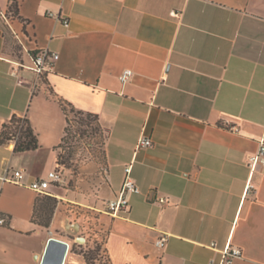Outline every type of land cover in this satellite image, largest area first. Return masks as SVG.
<instances>
[{"label":"crops","instance_id":"crops-1","mask_svg":"<svg viewBox=\"0 0 264 264\" xmlns=\"http://www.w3.org/2000/svg\"><path fill=\"white\" fill-rule=\"evenodd\" d=\"M15 1L11 17L0 0V130L12 115L26 117L38 147L0 144V264H40L49 237L68 243L62 264H86L80 248L99 241L110 264L216 263L228 243L241 251L230 264H264V165L251 173L247 164L264 129V0ZM40 50L57 55L40 79L12 73L15 60L29 65ZM125 68L132 76L121 83ZM48 87L97 114L106 133L95 192L28 186L56 167L66 126ZM141 136L151 145L137 149ZM128 165L138 192L114 217L102 201ZM15 170L21 183L3 180ZM46 196L57 204L42 223L35 213Z\"/></svg>","mask_w":264,"mask_h":264},{"label":"rangeland","instance_id":"rangeland-1","mask_svg":"<svg viewBox=\"0 0 264 264\" xmlns=\"http://www.w3.org/2000/svg\"><path fill=\"white\" fill-rule=\"evenodd\" d=\"M11 50L14 55H18V44L15 40L11 44ZM67 114L68 137L61 143V146L58 147L56 155V164H58V166H56L55 170L56 172L60 171L61 175L60 179L54 183L72 190L84 191L89 188L95 192L98 183L103 182L105 176L106 163L102 152L103 146L100 142L105 138L106 133L99 130L93 133L89 127L79 124L78 115H74L71 112H67ZM90 125L93 127L95 123L91 122ZM79 127L87 129L83 136H79V131L74 132ZM105 202L106 201H102L104 205ZM56 204L57 201L54 203L53 208H55ZM43 206L44 203H41L40 209L43 208ZM63 206V210L66 214H76L85 222L91 220L93 216L90 211L81 206L72 203H63ZM41 212L37 211V213H35V219L45 223L48 221L49 214L52 213L47 209ZM74 249L77 251L79 250L77 247H74ZM100 254L103 255L102 262L107 259L103 251L100 252Z\"/></svg>","mask_w":264,"mask_h":264},{"label":"built area","instance_id":"built-area-1","mask_svg":"<svg viewBox=\"0 0 264 264\" xmlns=\"http://www.w3.org/2000/svg\"><path fill=\"white\" fill-rule=\"evenodd\" d=\"M0 16L5 18V15L2 11H0ZM63 23L67 24V20H63ZM29 56L31 60L30 65H25L16 60L14 61L16 67L12 71L13 74L16 73L18 67H22L31 70L36 75L37 79H40L44 75V73L47 72V70L49 69V62L52 59H54L57 55L54 52H50L47 50H40L35 53H30ZM131 76H132V71L128 68H125L119 73L117 78L121 83H124L127 80H129ZM230 129L233 131H238V129L235 126L231 127ZM257 141H258V147L256 151L249 156L247 161L251 173L264 165V129ZM150 145H151V139L149 137L141 136L137 141L136 148L139 149L140 147H147ZM56 166H58V164ZM55 168L48 171L45 178L35 179L31 183H29L28 186L33 191L39 194H49L48 192L49 186L52 185L55 181H58L61 175L60 171L56 172ZM129 173H130V165H128L125 168V177L119 191L115 194L113 198L108 199L105 202L106 212L114 217L120 215L122 212H125L127 210L128 207V199L126 197L127 193L138 192V188L134 184L133 180L130 178ZM23 177L24 175L22 171L15 170L13 171V174L10 178L3 177V180L8 179L13 183H21ZM247 191H248V187L245 192ZM164 201H165L164 198L158 199L159 203H163ZM4 222H5V218L0 217V224ZM165 241H166V236L160 235L156 239L155 244L161 247L164 245ZM240 255H241L240 249L228 243L221 251L220 259L218 260V262L215 263L214 260H210L209 263L207 264H230L235 257Z\"/></svg>","mask_w":264,"mask_h":264},{"label":"trees","instance_id":"trees-1","mask_svg":"<svg viewBox=\"0 0 264 264\" xmlns=\"http://www.w3.org/2000/svg\"><path fill=\"white\" fill-rule=\"evenodd\" d=\"M8 13L9 16L15 17L18 16L17 14V2L15 0H9V6H8ZM20 18V17H19ZM43 79V78H42ZM44 80V79H43ZM48 92L51 97L58 102L60 105L62 111L65 114L66 118V126L64 128V134L61 138V142L57 146H61V143L64 142L68 137V114L67 112H71L74 115H78L79 117V124L84 125L85 127H89V129L94 133L96 131H103L101 128L98 116L97 114L83 111L76 109L70 102L65 100L64 98L57 96L51 87H48ZM91 122H94L95 125L91 127ZM86 128H77L74 132L79 131V136H83L86 132ZM18 133V135H17ZM17 135V136H16ZM73 136V135H71ZM106 137V136H105ZM9 140H14V151L15 152H23V151H29V150H35L38 147V141L37 136L34 133L33 129L31 128L29 121L26 117H19L16 115H12V117L9 119L8 122L4 123L2 125V128L0 130V144L5 143ZM104 141L105 138L101 140V145L103 146L102 152L105 159L104 154ZM56 202L55 198L46 196L44 197L43 203L44 209L49 210V212L52 211L54 203ZM101 243L102 241L96 242L94 246L90 249L84 250L83 248H80L79 253H81L85 259L86 264H110L108 258L105 259L102 262V256L100 252L104 251L101 250ZM74 249V247H72ZM104 253V252H103Z\"/></svg>","mask_w":264,"mask_h":264},{"label":"water","instance_id":"water-1","mask_svg":"<svg viewBox=\"0 0 264 264\" xmlns=\"http://www.w3.org/2000/svg\"><path fill=\"white\" fill-rule=\"evenodd\" d=\"M67 250V242L58 238L49 237L40 264H62Z\"/></svg>","mask_w":264,"mask_h":264}]
</instances>
